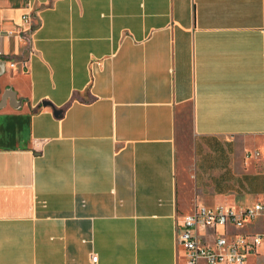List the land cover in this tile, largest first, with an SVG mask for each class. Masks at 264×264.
<instances>
[{
    "label": "crops",
    "instance_id": "crops-1",
    "mask_svg": "<svg viewBox=\"0 0 264 264\" xmlns=\"http://www.w3.org/2000/svg\"><path fill=\"white\" fill-rule=\"evenodd\" d=\"M250 174L264 0H0V264H185Z\"/></svg>",
    "mask_w": 264,
    "mask_h": 264
},
{
    "label": "built area",
    "instance_id": "built-area-1",
    "mask_svg": "<svg viewBox=\"0 0 264 264\" xmlns=\"http://www.w3.org/2000/svg\"><path fill=\"white\" fill-rule=\"evenodd\" d=\"M177 241L185 264H247L252 256L264 257V201L216 209L197 206L184 217Z\"/></svg>",
    "mask_w": 264,
    "mask_h": 264
},
{
    "label": "rangeland",
    "instance_id": "rangeland-1",
    "mask_svg": "<svg viewBox=\"0 0 264 264\" xmlns=\"http://www.w3.org/2000/svg\"><path fill=\"white\" fill-rule=\"evenodd\" d=\"M251 177H247V182H248V187L245 186V183H243V181L241 182V186L240 187H244V188H240L238 194H246L248 195L247 197H245L246 199V203H251L255 198L258 197H263L264 200V176L263 175H257V174H250ZM248 189L250 191H248ZM240 200L236 197L235 194H229L227 196H222V197H215V202L217 204H224V205H228V206H232L235 203H240ZM239 201V202H238ZM257 264V263H256Z\"/></svg>",
    "mask_w": 264,
    "mask_h": 264
}]
</instances>
